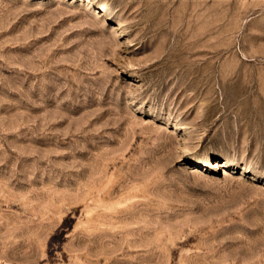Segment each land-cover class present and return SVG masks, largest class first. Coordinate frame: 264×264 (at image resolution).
Instances as JSON below:
<instances>
[{
  "label": "rangeland",
  "instance_id": "1",
  "mask_svg": "<svg viewBox=\"0 0 264 264\" xmlns=\"http://www.w3.org/2000/svg\"><path fill=\"white\" fill-rule=\"evenodd\" d=\"M0 264H264V0H0Z\"/></svg>",
  "mask_w": 264,
  "mask_h": 264
},
{
  "label": "bare ground",
  "instance_id": "2",
  "mask_svg": "<svg viewBox=\"0 0 264 264\" xmlns=\"http://www.w3.org/2000/svg\"><path fill=\"white\" fill-rule=\"evenodd\" d=\"M176 128L178 129V130H183V129H185V127L183 126V124H176Z\"/></svg>",
  "mask_w": 264,
  "mask_h": 264
}]
</instances>
